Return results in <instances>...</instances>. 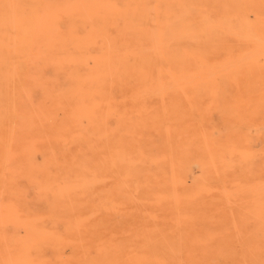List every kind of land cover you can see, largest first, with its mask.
<instances>
[{
    "label": "rangeland",
    "instance_id": "rangeland-1",
    "mask_svg": "<svg viewBox=\"0 0 264 264\" xmlns=\"http://www.w3.org/2000/svg\"><path fill=\"white\" fill-rule=\"evenodd\" d=\"M136 1L0 0V264H139L151 230L148 108L165 128L197 126L194 147L183 140L180 185H166L178 198L160 200L156 226L179 233L182 263L264 264V54L244 55L233 69L235 113L212 110L215 91L185 94L189 82L163 83L146 99L144 85L129 80ZM47 38L63 53L44 62ZM232 45V58L248 50ZM74 112L87 117L75 122Z\"/></svg>",
    "mask_w": 264,
    "mask_h": 264
},
{
    "label": "bare ground",
    "instance_id": "bare-ground-1",
    "mask_svg": "<svg viewBox=\"0 0 264 264\" xmlns=\"http://www.w3.org/2000/svg\"><path fill=\"white\" fill-rule=\"evenodd\" d=\"M130 3L132 4V2ZM137 3L140 5L139 7L136 5L133 16H131L132 55L129 80L144 85L146 99L153 95H160L162 93L160 85L163 83L189 82L192 85L186 90L187 92L184 91L185 94L189 93L193 97L199 98L201 93L215 91L218 93V99L214 101L212 110H217L221 114L237 112L238 109L230 105L234 90L233 69H237L245 61L241 60L244 55L249 56L247 57L249 59L264 54V4H262V0H137ZM101 6L102 13H106L108 11L106 5ZM106 29L105 26L100 32L104 44L109 42L111 35ZM65 34L72 38L77 36L76 29L73 26L70 28V25ZM66 38L60 37V40L56 42L61 43ZM52 41L51 38L46 39L45 43L48 45L44 49L45 52L38 56L40 61L48 62L54 58L55 54L63 53L62 50H55ZM237 41L244 42L248 50L246 53L232 58L230 56L233 50L232 42L236 43ZM83 47V43L78 44L79 49H83ZM3 53L5 57L8 56L9 49L4 50ZM83 55L84 60L89 59L86 52ZM13 65L21 68L29 67L23 66L21 61L15 62ZM105 65L106 62H103L99 66L103 68ZM248 68L251 70L250 67ZM243 70H245V76L250 75L246 67H243ZM199 82L206 83V86L196 85ZM244 82H250L248 76ZM173 90L175 91L173 94H177L179 91L176 85H173ZM101 91H105V89L101 87ZM80 93L82 100L92 99L91 95L84 94L88 93L87 91L80 90ZM194 108L191 106L192 113L196 111ZM147 111L150 114L149 130L153 133L154 138V141H150L149 134L143 147V162L146 167L148 192L151 198L148 214L151 230L147 232L145 249L138 263L183 264V245L179 233L177 231L176 234L172 231L159 232L156 226L164 220L160 200L163 197H177L174 191H167L166 185L170 184L173 187L180 185L182 164L184 163L182 158L183 140L186 136L191 137L194 140L192 143L194 147L195 139L198 136L197 126L187 124L181 128L180 125L165 128L163 119L158 113L159 109L153 111L148 108ZM179 114L182 113L179 112ZM74 116L76 122V118L85 117L86 114L74 112ZM93 129L99 131L95 128V124ZM255 132L256 130H254ZM259 132L258 130L256 133ZM168 161H170L169 172L165 165ZM180 222V214H175L170 219L171 226L177 229ZM161 235L164 239L159 238Z\"/></svg>",
    "mask_w": 264,
    "mask_h": 264
}]
</instances>
